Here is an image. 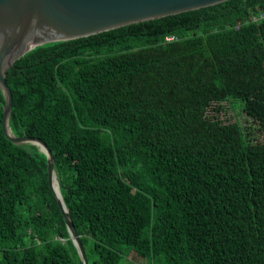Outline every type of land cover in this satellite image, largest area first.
I'll return each instance as SVG.
<instances>
[{
    "label": "trees",
    "instance_id": "1",
    "mask_svg": "<svg viewBox=\"0 0 264 264\" xmlns=\"http://www.w3.org/2000/svg\"><path fill=\"white\" fill-rule=\"evenodd\" d=\"M261 11L225 0L35 45L6 70L8 125L50 148L89 264H118L120 244L154 264H264ZM3 103L0 264H81L46 156L5 137Z\"/></svg>",
    "mask_w": 264,
    "mask_h": 264
},
{
    "label": "water",
    "instance_id": "2",
    "mask_svg": "<svg viewBox=\"0 0 264 264\" xmlns=\"http://www.w3.org/2000/svg\"><path fill=\"white\" fill-rule=\"evenodd\" d=\"M222 1L225 0H0V91L4 98L1 128L11 142L34 144L45 154L48 185L81 264L89 263L62 199L50 148L39 137L14 134L8 125L12 96L5 81L6 70L35 45L87 36Z\"/></svg>",
    "mask_w": 264,
    "mask_h": 264
},
{
    "label": "rangeland",
    "instance_id": "3",
    "mask_svg": "<svg viewBox=\"0 0 264 264\" xmlns=\"http://www.w3.org/2000/svg\"><path fill=\"white\" fill-rule=\"evenodd\" d=\"M233 105L231 102H223L224 109L219 113V116L225 120L238 119L242 122L245 121L246 116L241 113L239 108ZM2 246L8 247V244L0 245V260H2ZM120 247L124 253L118 264H154L151 258L139 256L135 254L133 249L126 250L128 248L126 245L120 244Z\"/></svg>",
    "mask_w": 264,
    "mask_h": 264
},
{
    "label": "built area",
    "instance_id": "4",
    "mask_svg": "<svg viewBox=\"0 0 264 264\" xmlns=\"http://www.w3.org/2000/svg\"><path fill=\"white\" fill-rule=\"evenodd\" d=\"M261 18H264V12H262V11L259 12L257 15H252L250 17V19L253 20V21H256V20L261 19ZM175 38H176V36L173 35V34H170V35L165 36V40L166 41H170V40H173Z\"/></svg>",
    "mask_w": 264,
    "mask_h": 264
},
{
    "label": "bare ground",
    "instance_id": "5",
    "mask_svg": "<svg viewBox=\"0 0 264 264\" xmlns=\"http://www.w3.org/2000/svg\"><path fill=\"white\" fill-rule=\"evenodd\" d=\"M53 182L55 183L54 179H53Z\"/></svg>",
    "mask_w": 264,
    "mask_h": 264
}]
</instances>
